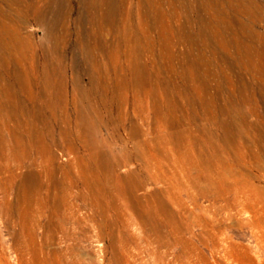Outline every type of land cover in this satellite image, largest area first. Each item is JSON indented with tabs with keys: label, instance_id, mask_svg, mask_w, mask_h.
<instances>
[{
	"label": "rangeland",
	"instance_id": "obj_1",
	"mask_svg": "<svg viewBox=\"0 0 264 264\" xmlns=\"http://www.w3.org/2000/svg\"><path fill=\"white\" fill-rule=\"evenodd\" d=\"M263 197L264 0H0V251L11 264H40L43 235L47 257L76 245L85 264L108 262L107 237L67 239L49 222L61 199L65 217L104 207L115 220L118 206L149 204L161 224L173 211L188 243L170 264H264ZM201 219L222 228L214 239Z\"/></svg>",
	"mask_w": 264,
	"mask_h": 264
},
{
	"label": "bare ground",
	"instance_id": "obj_2",
	"mask_svg": "<svg viewBox=\"0 0 264 264\" xmlns=\"http://www.w3.org/2000/svg\"><path fill=\"white\" fill-rule=\"evenodd\" d=\"M203 161H205V160H203ZM203 163H205V162H203ZM227 164L228 163H226V166H228ZM198 165H199V163H198ZM205 165L206 164H204V166ZM208 170H209V168H208ZM223 171H224V168H223ZM223 171L221 172V175H222L223 179H225L226 177H228L226 174L227 173L229 174L231 172L225 173ZM197 178H198L197 180L199 181L200 180L199 176H197ZM205 179H206V181L211 183L212 182L211 174L206 172L205 173ZM120 182H121V180H120ZM95 183H98V182H95ZM99 185L101 186V184H99ZM86 187L90 190L88 185H86ZM109 188H110V186H109ZM91 189H93V188H91ZM114 190H117V189L115 188ZM228 190H230V189L228 188ZM110 191H112V190H110ZM88 192H89V194H91L92 191H88ZM237 193L238 192H235L236 195H237ZM118 194H119V196H123L120 193H118ZM207 195H208V193H206L204 191L200 192V196H202V197L203 196H207ZM75 196H77V195H75ZM96 196H98V195H96ZM119 196H116V197L119 198ZM210 196H212V198H216L218 196V194H217V192H215L214 195L211 194ZM257 196L258 195L256 194V197ZM56 198H57V196H56ZM92 198H93V196H92ZM94 199H95V197H94ZM143 199H145V197ZM190 199L194 202L196 207H199L197 205V203H196L195 198H190ZM119 200L120 199H118V201ZM145 200H147V199H145ZM140 201H139V203H140ZM102 202H101V204H102ZM124 202L125 201H123V204H124ZM68 203H69L68 200L64 201L62 199L58 200V201H55L53 203V205H52L53 206V210L55 211V215L51 216V217L49 216L50 217V221L49 222L53 221L52 223L54 224V226L57 227V229L59 231H61L63 236L65 238H67V239H76V238H78L77 234L81 232L80 234H85L90 239L95 238L94 240L97 243L100 244V241L101 240L103 241V239L107 237L108 241L105 243V245L102 244L100 246V249H99V254L102 257L103 256L107 257L106 255L108 253H110L112 255L111 257H109V255H108L109 258H108V262L106 264H112V263H114V264H149L150 260H152V262L154 264H170L171 262H170V260H168L169 259L168 257H172L173 256L175 258V257L179 256V254L181 252H183V250L185 248H187L188 241L187 242L185 241L186 237L184 239H182V237L179 236L178 232L180 231L179 230L180 228H178L179 226L178 227H174V226L177 225V223L176 222L174 223L175 219L173 220V218H174L173 211L170 212L168 209H165L166 210V215H165L166 218H164V221H163L164 223L163 222L161 223L163 225L160 224V221H162V220H160L158 218L159 219V224L161 225V226L159 225L160 229H161L162 233L165 232V234H166V236H164V237L167 238V236H168L167 240L166 239L164 240L162 235L159 233V228L157 227L158 225L156 227H154L153 225H155V224L154 223L152 224V221H153L152 218L155 215H157V214L154 213L155 215L153 217L150 216L151 215L150 213H152V211H150V207L151 206L149 204L148 205L147 204L146 205H141V206L140 205L139 206H133L130 209V213L126 210V208L129 209L128 207L124 206L125 208L123 209L122 207L120 208V206H118L119 207V208L117 207L119 209L118 213H120V214H118L119 216L116 217L115 220H110L108 218L107 214H106L107 210L105 211V214L103 213V211H104L103 210V208H104L103 204H105V203L102 204L103 208L100 207L103 211L99 209L101 211V212H99L97 210L99 212L98 214H96V213L95 214L94 213L91 214L88 211L90 214H87L86 216H82L81 213L77 210V213L76 212L74 213V211H73V213L70 216H66L65 217L64 213H62L61 207L67 206ZM141 203L143 204V202H141ZM259 204H261V202ZM97 205H98V203H97ZM124 205H126V204H124ZM250 205L251 204L247 205V210L251 209L250 211L253 213L252 216L254 218H256V216L258 214L256 213L257 214L256 215L255 212L258 209H256L254 211L253 206H250ZM254 205H256V203H254ZM71 206H73V205H71ZM157 206H159V205H157ZM33 207L35 208V206H33ZM160 208L161 207H159L158 210ZM115 210H116V208H115ZM155 210L158 211L157 209H155ZM112 211H113V209H112ZM260 211H262V210H260ZM159 212H158V214H160ZM110 213H111V211H110ZM261 214H262V212L260 213V215ZM262 216H264V215H262ZM161 217H162V215H161ZM258 218L259 217H257L256 219L258 220ZM155 219L158 220L157 218H155ZM67 221H69L71 223V225L73 226L72 227L73 228L72 231H69L65 227V224L67 223ZM262 223H260V225ZM87 224L90 225L89 228L86 226ZM174 224H176V225H174ZM197 224L202 228V232L203 233H205L206 235H208L209 237H211L213 239L217 236L218 233H220V231L222 229V228H220L218 226V223L215 222L214 220L201 219L200 221L197 222ZM178 225H181V224H178ZM188 226H190V225H188ZM42 227H43V225H42ZM175 228H176V230H175ZM181 228H183V227H181ZM150 229L152 230L151 232H153V234H154V236H152V237H151L152 233H151L150 236L146 235V233L150 232ZM183 229H185V228H183ZM45 230H46V227H45ZM45 230H44V234H45ZM135 230H139V231L141 230V234L138 235ZM14 238H15V236H14ZM41 239L42 240L40 241V243H38L39 244V250H40V254H39L40 255V264H85L86 261H84L83 256L78 254V248L76 247V245L68 246L64 250H62V249L61 250L60 249L59 250H54V253L51 254L54 257H52L50 255L52 257V261H51L49 259L50 256L47 257L48 256L47 255V253H48L47 251L48 250L46 251V248H47L48 244H50V242H49L50 240L48 241L49 243H47L45 235H43ZM202 240H204V239H202ZM215 241H214V244H216ZM1 242H3V241H1ZM1 242H0V244H2ZM4 242H5V240H4ZM174 247H180V250H178L175 253H173L172 250H173ZM1 249L3 250V246H1ZM2 250L0 251V264H11L10 260L8 259V257L5 256L6 253L5 254L2 253ZM14 252H17L19 254V257H20V252H19L17 247H14ZM37 256H38V254H37ZM22 257H25V256H22ZM174 260H176V259H174Z\"/></svg>",
	"mask_w": 264,
	"mask_h": 264
}]
</instances>
